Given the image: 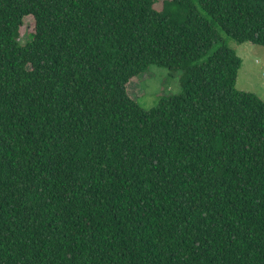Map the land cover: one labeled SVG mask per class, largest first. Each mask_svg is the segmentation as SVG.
<instances>
[{
  "label": "trees",
  "instance_id": "obj_1",
  "mask_svg": "<svg viewBox=\"0 0 264 264\" xmlns=\"http://www.w3.org/2000/svg\"><path fill=\"white\" fill-rule=\"evenodd\" d=\"M224 35L264 47V0H0V264H264V101ZM151 65L182 78L147 110Z\"/></svg>",
  "mask_w": 264,
  "mask_h": 264
},
{
  "label": "rangeland",
  "instance_id": "obj_2",
  "mask_svg": "<svg viewBox=\"0 0 264 264\" xmlns=\"http://www.w3.org/2000/svg\"><path fill=\"white\" fill-rule=\"evenodd\" d=\"M23 29L24 32H31L34 29L31 17L26 18ZM227 45L242 59V65L237 73L236 88L254 92L264 101V47L251 42L237 43L232 39L227 40ZM181 78L180 70L170 71L164 67L151 65L140 77L131 81L128 92L143 108L150 110L158 105L162 97L180 91Z\"/></svg>",
  "mask_w": 264,
  "mask_h": 264
}]
</instances>
